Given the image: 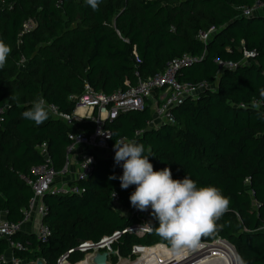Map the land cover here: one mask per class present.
<instances>
[{
    "label": "trees",
    "instance_id": "16d2710c",
    "mask_svg": "<svg viewBox=\"0 0 264 264\" xmlns=\"http://www.w3.org/2000/svg\"><path fill=\"white\" fill-rule=\"evenodd\" d=\"M255 0H100L96 10L84 0H0V41L10 49L0 69V213L10 222L23 220L32 190L23 177L44 161L39 146L56 171L62 169L68 133L92 129L89 120L68 125L49 113L40 125L21 113L42 97L60 112L70 113L84 83L105 94L134 85L164 70L184 54L193 59L176 74L179 81L208 85L171 108L173 123L147 125L151 110L119 112L105 122L109 145L120 137L151 150L153 170L168 167L197 186L213 185L229 199L219 226L200 241L216 237L233 245L243 264H264V11L245 16ZM264 1V0H261ZM30 21L32 26L25 29ZM205 40L201 33H207ZM244 51H252L244 56ZM234 63L231 68L219 64ZM136 131H141L136 135ZM121 168L113 158L98 156L91 173L73 178L79 193L42 196L41 222L50 230L46 243L34 233L12 236L22 249L21 264H56L58 256L83 241H98L120 231L112 248L121 257L133 245H167L153 219L143 232L127 230L141 216L116 210L130 208L134 186L119 187ZM0 238V254L7 250ZM83 253L66 260L75 264ZM3 264V263H0Z\"/></svg>",
    "mask_w": 264,
    "mask_h": 264
},
{
    "label": "built area",
    "instance_id": "2783aa9c",
    "mask_svg": "<svg viewBox=\"0 0 264 264\" xmlns=\"http://www.w3.org/2000/svg\"><path fill=\"white\" fill-rule=\"evenodd\" d=\"M264 11V1L255 0L249 7L242 8V14L250 16L252 14ZM32 23L30 21L24 24V28H30ZM207 33H201L200 38L205 40ZM252 51H244V56H249ZM190 55H182L175 57L166 62L163 71L158 72L152 76L142 78L140 74L135 71L136 82L134 85L127 83L125 90H117L110 94H105L101 91L94 90L90 85L84 83L83 91L78 96H70L74 100L75 104L70 113L60 112L54 105L47 104V108L51 115L61 118L68 125H73L77 121L88 119L93 124L90 131H86L82 128H78L75 131L68 133V139L70 144L66 147V155L71 154L75 146H83L85 150L79 153V160L77 164V171L73 178L84 179L92 171L96 162V155L94 150L96 149H112L109 145L110 132L105 128V122L116 117L121 111L143 109L147 99H153V109L155 116L159 122L173 123L174 117L171 113V108L179 104L183 99L189 96H195L200 90L208 87L204 82L190 83L179 81L176 77L178 70L193 61ZM219 64L223 67L231 68L235 64L230 61H225ZM82 110V113H77V110ZM147 125H153V120L147 121ZM141 131H136L135 134L139 135ZM129 142L126 139L120 137L116 140ZM39 150L43 155L44 161L41 164L33 165L30 167L32 177H23L25 183L30 186L32 190V197L28 200V207L24 212V218L18 222H10L5 218H0V238H4L7 241V247L11 251L9 257H6L4 253L0 254V263L3 264H21L22 260L13 255V251L22 249L23 245L20 241L13 240L12 236L21 231L22 224L28 220L31 212H35L39 218V222L35 228L34 234L36 239L40 243H46L50 235L49 228L42 224L41 218L44 214L46 207L42 201V196L46 193L50 195H62L66 193H79L80 190L76 184H72L69 181H63L59 184H55L54 179L57 171L53 168L52 163L48 155L46 154L45 143L39 146ZM68 163L63 165L60 173L64 174L67 171ZM114 193V195H113ZM110 203L116 210L122 211L118 204V194L115 191L110 193ZM132 214H138L141 216V221L128 227L127 230L134 232H143L149 229V226L153 220V217L149 215V212L139 211L134 207H130ZM120 231H114L111 235L103 236L98 241H83L80 242L77 247L69 248L66 252L60 254L56 259V264H67V256L74 250H78L83 253V258L79 261H89L94 257L96 253H107V264H112V261L117 260L119 263L122 259L124 263H130L133 261H127L125 257H121L116 250L112 248V243L118 237ZM226 243L230 247L235 257H239L235 248L226 239L216 237L211 242L200 241L199 243ZM166 246L162 243H157ZM154 244V245H157ZM151 245V246H154ZM151 246L133 245L131 247V257L133 254H137V250L140 248H147ZM168 247V246H166ZM138 257L135 259L137 260ZM134 260V261H135ZM239 260L240 257H239ZM77 262V263H79ZM75 263V264H77Z\"/></svg>",
    "mask_w": 264,
    "mask_h": 264
},
{
    "label": "clouds",
    "instance_id": "9594fccd",
    "mask_svg": "<svg viewBox=\"0 0 264 264\" xmlns=\"http://www.w3.org/2000/svg\"><path fill=\"white\" fill-rule=\"evenodd\" d=\"M96 10L100 0H84ZM10 52L9 47L0 41V69ZM49 115L46 101L37 97L31 106L21 113L25 120L35 125L43 123ZM113 162L121 168L117 179L121 189L134 186L128 195L130 206L139 211H148L155 220V231L167 242L168 251L179 257L185 250L195 248L201 237L213 233L219 226L216 221L228 209L229 199L213 185L197 186L187 175L173 178L166 166L153 170L149 161L151 150L135 141H117L113 144ZM114 195V193H113ZM238 264H243L237 257Z\"/></svg>",
    "mask_w": 264,
    "mask_h": 264
},
{
    "label": "bare ground",
    "instance_id": "6f19581e",
    "mask_svg": "<svg viewBox=\"0 0 264 264\" xmlns=\"http://www.w3.org/2000/svg\"><path fill=\"white\" fill-rule=\"evenodd\" d=\"M220 246L218 243H198L190 250H185L179 257H173L168 247L157 244L147 248L137 250L138 259L124 264H209L211 258L220 256V261H212L211 264H238L233 250L226 243ZM216 252V253H214ZM199 260H196L198 259ZM77 264H87L81 261Z\"/></svg>",
    "mask_w": 264,
    "mask_h": 264
},
{
    "label": "crops",
    "instance_id": "0c3cea01",
    "mask_svg": "<svg viewBox=\"0 0 264 264\" xmlns=\"http://www.w3.org/2000/svg\"><path fill=\"white\" fill-rule=\"evenodd\" d=\"M147 103H148V106H149V108L151 110V120H153V125L159 124L160 122L158 121V118L155 116L154 109H153V99H147ZM82 112L83 111L80 110V109L77 110V113H82ZM83 120H88V119H83ZM92 127H93V124H92ZM80 128L85 130V128H83V127H80ZM82 150H85V147L77 145V146H75V148L73 149L71 154L66 155V151H65V160H64L63 165L67 161L68 168H67V171L64 174L60 173V171H57L58 174L55 176V179H54L55 184H59V183H61L63 181H70V180L73 179V177L75 176L76 171H77L79 153ZM94 154L96 155V157L105 156V157L113 158L114 152L112 151V149H108V150L96 149V150H94ZM122 211L123 212H130V208H128V209L122 208ZM0 218H2V219L5 218V213L4 212L0 213ZM38 222H39V218L36 215V213L35 212H31L28 220L25 221L22 224L21 231L28 232V233H34ZM4 254H5L6 257H9L10 254H11V251L7 248V250L5 251ZM196 260H199V258L196 259ZM67 264H70V263H67ZM87 264H92V263H90L88 261ZM209 264H211V262Z\"/></svg>",
    "mask_w": 264,
    "mask_h": 264
},
{
    "label": "water",
    "instance_id": "95a60500",
    "mask_svg": "<svg viewBox=\"0 0 264 264\" xmlns=\"http://www.w3.org/2000/svg\"><path fill=\"white\" fill-rule=\"evenodd\" d=\"M107 253L106 252H101V253H96L94 257L91 259L92 264H107ZM36 264H42L40 260L36 261Z\"/></svg>",
    "mask_w": 264,
    "mask_h": 264
},
{
    "label": "rangeland",
    "instance_id": "374dc122",
    "mask_svg": "<svg viewBox=\"0 0 264 264\" xmlns=\"http://www.w3.org/2000/svg\"><path fill=\"white\" fill-rule=\"evenodd\" d=\"M208 36V35H207ZM58 173H56V175H57ZM220 246L222 245V246H224L223 245V243H218ZM214 253H216V252H214ZM138 257V255L137 254H133L131 257H125V259L129 262V261H134L136 258ZM124 258V257H123ZM213 260L214 261H220L221 260V257L218 255H216V256H214V258H213ZM212 260V258H211V262L213 261ZM124 260L122 259L119 263L117 262V260H115V261H112V264H122V262H123Z\"/></svg>",
    "mask_w": 264,
    "mask_h": 264
}]
</instances>
